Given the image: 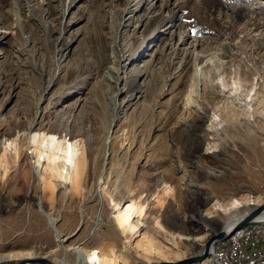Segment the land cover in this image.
I'll return each mask as SVG.
<instances>
[{"label":"rangeland","instance_id":"obj_1","mask_svg":"<svg viewBox=\"0 0 264 264\" xmlns=\"http://www.w3.org/2000/svg\"><path fill=\"white\" fill-rule=\"evenodd\" d=\"M104 44L106 56L129 57L127 91L116 100ZM116 102L125 106L118 115ZM80 103L90 110L70 114ZM50 127L90 158L71 196L50 195L37 178ZM112 140L121 151L108 171ZM175 183L189 203L176 201ZM209 192L212 213L234 200L264 205V0H0V264L52 250L76 264L71 245L101 256L127 246L130 264L193 257L200 247L186 238L205 246L210 232L191 214ZM128 201L145 213L140 231L122 236L113 217ZM235 212L216 218L215 230ZM57 231L69 241L58 245Z\"/></svg>","mask_w":264,"mask_h":264},{"label":"bare ground","instance_id":"obj_2","mask_svg":"<svg viewBox=\"0 0 264 264\" xmlns=\"http://www.w3.org/2000/svg\"><path fill=\"white\" fill-rule=\"evenodd\" d=\"M25 1V0H24ZM19 8V7H18ZM35 4L33 5L32 2H26L25 3V11L30 13L27 17L30 18V23L33 25L34 29H36L38 32L41 30L37 27V24H35V18H34V12H35ZM130 13H132V9L130 7L129 9ZM23 13V7H21V10H18L17 15H22ZM38 17V16H37ZM123 17L120 21V27H125ZM111 26V25H110ZM113 27V26H112ZM118 27V28H120ZM44 28L45 31H52L50 26L45 25ZM99 35L105 39L104 33H100ZM105 45V44H104ZM102 46L103 52H102V60L107 61L110 64H112V67L110 68V74L111 82L114 83V88L116 93L114 94L115 100L119 96H123L126 94L127 89L125 87H122L123 81L125 82L126 79V73L128 71V68L124 65V63L129 61V57L124 55H119L115 50H113V53L108 57L105 55L107 52L106 48L107 46ZM69 49V46H66L65 50ZM64 52V50H62ZM63 54V53H62ZM60 61V60H59ZM132 61V60H131ZM125 69V70H124ZM134 69H131L130 72H133ZM125 74V75H124ZM134 86H137L138 80L136 81L134 79L131 80ZM52 85L53 82H52ZM139 85V84H138ZM52 87V86H51ZM141 93V90L140 92ZM134 95H131L130 99L127 100L126 103H130L134 101V99H137V96L133 98ZM191 95L188 97L186 108L189 109L194 103L190 100ZM117 105L116 102V115L121 111L122 108L125 106ZM87 103H80L75 108L72 109V113L77 112L81 114L84 111H89L90 108L87 107ZM118 106V108H117ZM194 106V105H193ZM118 118V116H117ZM35 122L31 123L30 129H32ZM46 133V141L47 145L50 147V154L47 156V162L44 166L45 175L41 177H37L38 180L40 179L42 183L43 190H51L50 195H54L56 193V190L59 189V192L61 191V194L71 196L75 192H77L84 184L86 179V174L88 173L89 169V157L87 156L85 151H82L81 154L78 156V152L80 151L77 147V142H61L55 140V135L59 134V128L56 129L54 127H50L45 129ZM76 133H79L77 131ZM49 135V136H48ZM61 139V138H59ZM207 140V139H206ZM64 141V140H63ZM45 142V140H44ZM46 143V142H45ZM111 154L109 155L110 162L107 166H109L108 171H111L112 169V163L115 159V155L121 151V146H118L117 140L113 141L111 143ZM42 155V154H41ZM41 155L39 157H41ZM39 161V160H38ZM40 162V161H39ZM59 180L64 181V183L59 185ZM170 192L175 195L176 201L178 203H189V197L185 194L183 188L177 183L172 184ZM215 200V195L212 192H209L204 197L203 201L199 204L198 209L196 211H193L191 214L192 221L197 223L198 225L202 226L204 230L209 231L210 234H208V240L213 237L215 234L219 233L221 230H225L234 224H237L239 221H241L246 215H248L250 212H252L255 208L264 206L263 203H248L247 205H242L238 200H234L231 203L230 209H236L237 212H235L233 215L228 217V221L224 224V228L221 229L219 232L215 230L213 227V222L216 218H222L223 216H228L229 208L219 205L214 210L215 213L210 212L207 210V206ZM212 205V204H211ZM210 205V206H211ZM144 207L137 204L135 201H128L126 203L117 204L116 206V212L113 217V222L116 227V229L121 233V235L129 234V233H138L140 231L139 223L136 221L137 219H141L144 215ZM256 222V223H255ZM251 223L248 226H245L244 228L238 230L231 238H239L243 234L249 233V228H253L256 230H264V214L259 218L258 221ZM212 233V234H211ZM127 237V236H126ZM137 237H141V243L140 249H143L146 253H150L153 250V243L152 240L147 238L145 235L140 234ZM56 242L58 245H63L64 243H67L70 239V237H67L65 235H62L60 232L57 231L55 235ZM189 245L199 246L200 250L199 252H203L205 249V246L203 243H199V238H186ZM207 240V241H208ZM129 240H126L124 244H129ZM207 243V242H206ZM206 245V244H205ZM128 247L125 246L124 249H127ZM124 249H119L116 247H109L108 251L103 253L102 256L100 255V252L98 249L93 248L91 251L87 254H84L83 250L77 246H70L69 250L70 252H74L77 254V260L76 264H130L129 256L127 255V250L124 251ZM156 250V249H154ZM212 251V250H211ZM54 258L56 256L57 250L50 251ZM211 253V252H210ZM84 255L86 257H84ZM199 255V254H198ZM52 255H34L33 253L26 252V253H20L17 255V259L23 260V259H36V258H45L53 261L55 264H68L65 259H57L53 258ZM196 256V255H195ZM13 254L5 255L2 257V259H11L13 258ZM51 257L53 259H51ZM139 258L140 255H137ZM220 258H227V247H220ZM185 259H165L160 262L156 263H173L177 260ZM188 259V258H187ZM206 260V259H205ZM204 260V261H205ZM145 264H152L153 262L147 261V259H144ZM203 261V262H204ZM179 262V261H178ZM177 263V262H175ZM154 264V263H153Z\"/></svg>","mask_w":264,"mask_h":264},{"label":"built area","instance_id":"obj_3","mask_svg":"<svg viewBox=\"0 0 264 264\" xmlns=\"http://www.w3.org/2000/svg\"><path fill=\"white\" fill-rule=\"evenodd\" d=\"M220 247H227V258H220ZM200 264H264V230L249 228V233L215 243Z\"/></svg>","mask_w":264,"mask_h":264},{"label":"water","instance_id":"obj_4","mask_svg":"<svg viewBox=\"0 0 264 264\" xmlns=\"http://www.w3.org/2000/svg\"><path fill=\"white\" fill-rule=\"evenodd\" d=\"M264 214V206L255 208L252 212H250L248 215H246L241 221H239L237 224H234L233 226L221 230L219 233L215 234L213 237H211L206 245L205 249L202 253L199 255L190 257L188 259H183L177 263L174 264H200L205 259H207L210 255V252L218 241L222 240H228L230 239L238 230L244 228L245 226L250 225L251 223L258 221L259 218ZM16 264H55L51 262L48 259L45 258H36V259H23L20 260ZM154 264H171V263H154ZM173 264V263H172Z\"/></svg>","mask_w":264,"mask_h":264}]
</instances>
